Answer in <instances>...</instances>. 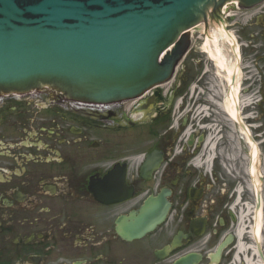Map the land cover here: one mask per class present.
<instances>
[{
  "label": "flooded vegetation",
  "instance_id": "af4514ba",
  "mask_svg": "<svg viewBox=\"0 0 264 264\" xmlns=\"http://www.w3.org/2000/svg\"><path fill=\"white\" fill-rule=\"evenodd\" d=\"M212 16L166 91L0 90V264H264V0Z\"/></svg>",
  "mask_w": 264,
  "mask_h": 264
},
{
  "label": "water",
  "instance_id": "95a60500",
  "mask_svg": "<svg viewBox=\"0 0 264 264\" xmlns=\"http://www.w3.org/2000/svg\"><path fill=\"white\" fill-rule=\"evenodd\" d=\"M224 1L0 0V90L42 81L92 101L138 96L172 74L178 50L164 52L179 33Z\"/></svg>",
  "mask_w": 264,
  "mask_h": 264
},
{
  "label": "bare ground",
  "instance_id": "6f19581e",
  "mask_svg": "<svg viewBox=\"0 0 264 264\" xmlns=\"http://www.w3.org/2000/svg\"><path fill=\"white\" fill-rule=\"evenodd\" d=\"M218 28L217 30L215 28V31L209 30L203 47L208 52L209 57L218 65L219 70L225 68L230 72L232 66L229 64L228 56L223 45L226 37L221 33L222 27L219 26Z\"/></svg>",
  "mask_w": 264,
  "mask_h": 264
},
{
  "label": "rangeland",
  "instance_id": "374dc122",
  "mask_svg": "<svg viewBox=\"0 0 264 264\" xmlns=\"http://www.w3.org/2000/svg\"><path fill=\"white\" fill-rule=\"evenodd\" d=\"M202 22H203V21H202ZM215 28H217V27H215ZM193 44H195V40H193ZM178 69H179V61H177L176 72L178 71ZM170 83H171L170 81H169V83L167 82V84H166V86H165V88H164L165 91L171 86Z\"/></svg>",
  "mask_w": 264,
  "mask_h": 264
}]
</instances>
